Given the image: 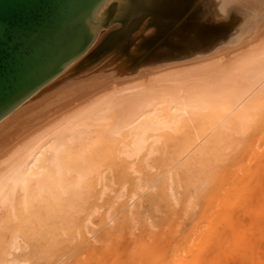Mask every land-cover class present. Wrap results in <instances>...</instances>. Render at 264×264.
<instances>
[{
  "label": "bare ground",
  "instance_id": "1",
  "mask_svg": "<svg viewBox=\"0 0 264 264\" xmlns=\"http://www.w3.org/2000/svg\"><path fill=\"white\" fill-rule=\"evenodd\" d=\"M209 1L215 16L232 8ZM243 1L235 38L259 28L246 45L100 91L98 78L69 81L88 90L1 139L0 264H223L225 238L248 232L264 188V0ZM145 8L119 0L125 29Z\"/></svg>",
  "mask_w": 264,
  "mask_h": 264
},
{
  "label": "rangeland",
  "instance_id": "2",
  "mask_svg": "<svg viewBox=\"0 0 264 264\" xmlns=\"http://www.w3.org/2000/svg\"><path fill=\"white\" fill-rule=\"evenodd\" d=\"M223 1L226 2L227 0ZM228 1L229 4L232 3L230 4L232 8H228L231 9V15L229 10L224 8L225 4L220 2L222 10L226 11L222 13L225 14L222 18L221 15L211 14L212 9L215 10V6L213 5V7L209 0H172L174 6L162 10H154L151 7L150 0H144L146 8L139 11L136 14L137 16H133L128 21L127 24L132 23L128 30L124 27L125 17L118 16L121 13L116 10L109 25L100 30L99 37L94 41L96 45H92L90 51L84 54L83 57H86L83 59L82 64L76 67L67 80L53 86L45 96H39L35 100L32 99L25 106H28L26 109L24 107L23 111L20 110L22 112H20V115L14 117L15 119L13 118L8 125L0 129V147L7 144L6 141L1 139L7 138L8 140H5L9 141L7 136L14 137L22 126L28 125L30 119L39 118L53 107L63 105L66 100L77 93H86L88 90V87L81 86L73 88L74 86L69 81L77 80L80 82L83 79H88L89 82L90 78H98L99 83L97 82L98 85L95 88H99V85L102 86V84H105L103 86L107 84L110 86L111 83H115V80L116 83L124 84V82L130 80L142 79L154 73L157 68H163L172 63L173 65H179L182 62L185 64V61H188L187 63L195 61L193 60L195 58L202 60L220 52L227 53L231 49L242 47L251 42L259 28L235 38L239 26L243 24L239 21V15L237 16L239 12L237 9L246 8L247 1ZM214 3L216 4V0ZM192 6L195 7L191 15H187L186 19L181 20ZM224 16L227 18H224ZM161 19L166 22L154 35L147 36L144 34L145 29L149 26V21L158 23ZM177 21L181 22L177 23ZM246 21L247 18L244 22ZM114 25L119 26L120 30L111 31L110 29ZM249 34L253 37L249 38ZM100 37V43H97ZM218 37L221 39H218ZM240 41L241 44H239ZM117 67L121 72L123 68L132 69L131 75L129 74L130 78H128L129 76L127 79L122 80L112 78L111 76L119 71ZM104 78L107 80H104ZM47 104L50 109L47 108ZM41 106L43 109L40 108ZM4 135L7 136L4 137ZM128 198V196H125L124 200ZM254 210L256 216L254 222L249 225L246 234L225 238L224 251L220 256L223 264H264V188L259 189L257 192ZM188 226L189 222L186 223L185 228L187 229Z\"/></svg>",
  "mask_w": 264,
  "mask_h": 264
},
{
  "label": "water",
  "instance_id": "3",
  "mask_svg": "<svg viewBox=\"0 0 264 264\" xmlns=\"http://www.w3.org/2000/svg\"><path fill=\"white\" fill-rule=\"evenodd\" d=\"M0 0V121L80 59L119 0Z\"/></svg>",
  "mask_w": 264,
  "mask_h": 264
},
{
  "label": "snow or ice",
  "instance_id": "4",
  "mask_svg": "<svg viewBox=\"0 0 264 264\" xmlns=\"http://www.w3.org/2000/svg\"><path fill=\"white\" fill-rule=\"evenodd\" d=\"M150 4L154 10H162V9L174 6L172 3V0H150ZM194 7L195 6H192L189 9V12L185 15V17L181 18V20L186 19L187 15H191L192 11L194 10ZM165 22L166 21L163 19H161L158 23H152L151 21H149V26L145 29L144 34L147 36L154 35ZM180 22L181 21H177V23H180ZM110 30L119 31L120 29H119V26L114 25Z\"/></svg>",
  "mask_w": 264,
  "mask_h": 264
}]
</instances>
